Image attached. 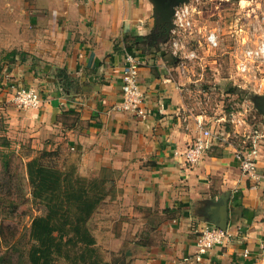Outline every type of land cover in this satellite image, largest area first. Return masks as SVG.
<instances>
[{
  "label": "crops",
  "instance_id": "0c3cea01",
  "mask_svg": "<svg viewBox=\"0 0 264 264\" xmlns=\"http://www.w3.org/2000/svg\"><path fill=\"white\" fill-rule=\"evenodd\" d=\"M174 1L51 0L49 13L32 17L44 25L39 41L26 43L32 61L0 71V116L35 154L61 149L77 155L81 174L116 180L125 216L113 231L130 240L115 264H264V147L258 178L242 172L238 149L217 134L200 164L185 161L202 134L197 120L214 131L225 119L208 107L219 111L226 91L192 67L182 73L167 31L153 45L145 39L166 27ZM127 52L142 59L146 118L116 108ZM17 87L37 88L41 105L17 107ZM211 224L229 237L197 261L199 230Z\"/></svg>",
  "mask_w": 264,
  "mask_h": 264
},
{
  "label": "rangeland",
  "instance_id": "374dc122",
  "mask_svg": "<svg viewBox=\"0 0 264 264\" xmlns=\"http://www.w3.org/2000/svg\"><path fill=\"white\" fill-rule=\"evenodd\" d=\"M197 3L190 46L200 57L190 68L204 73L201 82L211 77L218 85L224 84L226 91L219 111L207 105L211 106L208 108L212 116H225L213 130L220 140L238 150L245 152L253 147H264V92L256 86L264 65L255 68L256 76L252 73L246 77H239L236 67L244 48L253 45L264 28V0H200ZM50 6L51 0H0V71L15 62L32 61L26 43L29 39L39 41L44 30V25L39 24L37 18L33 21L32 17L34 13H49ZM210 30L219 32L218 48L210 47L206 41ZM13 50L18 51L17 60L16 56L9 55ZM214 72L219 79L215 80ZM205 82L210 84L208 80ZM35 155L43 156L45 164L78 166L77 155L61 149H44L35 154L28 142L23 144L22 139L13 136L7 119L0 116V264H29L31 221L43 212L42 204L33 199L26 169L27 161ZM119 200L118 191L114 190V195L107 197L90 222L98 250L111 264L120 257L118 249L124 248L130 240L113 231L121 223L119 216H125Z\"/></svg>",
  "mask_w": 264,
  "mask_h": 264
},
{
  "label": "trees",
  "instance_id": "16d2710c",
  "mask_svg": "<svg viewBox=\"0 0 264 264\" xmlns=\"http://www.w3.org/2000/svg\"><path fill=\"white\" fill-rule=\"evenodd\" d=\"M166 31L163 27L145 39L153 45L167 36ZM17 53L13 50L9 55ZM42 158L36 155L26 163L33 199L43 206L31 221L28 263L111 264L99 252L90 222L107 197L114 195L116 180L83 175L75 164H45Z\"/></svg>",
  "mask_w": 264,
  "mask_h": 264
},
{
  "label": "built area",
  "instance_id": "2783aa9c",
  "mask_svg": "<svg viewBox=\"0 0 264 264\" xmlns=\"http://www.w3.org/2000/svg\"><path fill=\"white\" fill-rule=\"evenodd\" d=\"M200 0H188L174 6V14L172 16V26L169 31V46L174 56L177 58L182 73H186L193 61L199 59V53L190 46V38L194 31L195 16L197 6ZM206 41L212 48H218L220 45V35L218 30H210L206 35ZM264 65V28L261 30L257 41L251 45L248 44L237 59V73L239 77L247 75L256 76V67ZM142 66V59L135 52H127L125 62L122 69L121 91L122 99L116 105V108L128 111L133 115L146 118L148 115L145 105V92L139 85V74ZM260 80L256 83L259 91L264 92V71ZM240 87V85H239ZM242 87V86H241ZM12 101L21 109H29L38 107L42 103V97L37 88H16L13 92ZM197 125L201 136L195 142L188 146L183 155L185 161L189 165H198L202 162L208 148L213 144L216 134L211 128L205 125L204 119H198ZM259 148L253 147L245 152L238 150L236 156L240 161V168L245 175L251 178H258L260 174L257 172V156ZM229 237V232L218 225H205L199 230L197 240V253L194 259L202 261L205 255L212 247L225 242ZM249 249L245 250L244 257H248ZM190 260V257L185 258Z\"/></svg>",
  "mask_w": 264,
  "mask_h": 264
},
{
  "label": "water",
  "instance_id": "95a60500",
  "mask_svg": "<svg viewBox=\"0 0 264 264\" xmlns=\"http://www.w3.org/2000/svg\"><path fill=\"white\" fill-rule=\"evenodd\" d=\"M188 0H175L173 3V7L167 6L168 10L162 18L163 23L166 25L167 33L169 34L170 28L172 26V16L174 14V6L179 5L181 2H185ZM218 226L226 229L227 227L223 224H217Z\"/></svg>",
  "mask_w": 264,
  "mask_h": 264
}]
</instances>
